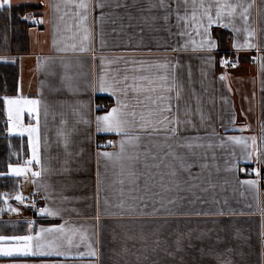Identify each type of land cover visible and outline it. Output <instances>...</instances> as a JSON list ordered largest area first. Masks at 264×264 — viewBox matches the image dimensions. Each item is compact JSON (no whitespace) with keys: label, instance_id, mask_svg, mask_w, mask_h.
Returning <instances> with one entry per match:
<instances>
[{"label":"crops","instance_id":"1","mask_svg":"<svg viewBox=\"0 0 264 264\" xmlns=\"http://www.w3.org/2000/svg\"><path fill=\"white\" fill-rule=\"evenodd\" d=\"M0 63L28 144L0 177L44 202L0 211V264H264V0H9Z\"/></svg>","mask_w":264,"mask_h":264},{"label":"trees","instance_id":"2","mask_svg":"<svg viewBox=\"0 0 264 264\" xmlns=\"http://www.w3.org/2000/svg\"><path fill=\"white\" fill-rule=\"evenodd\" d=\"M29 9L32 6H22ZM17 71L11 65L0 63V173H5L11 164L24 162L28 157V144L25 138L7 137L3 114V96L12 95L16 88ZM13 179L0 177V204L4 196H13ZM9 188V189H8ZM7 189V190H6Z\"/></svg>","mask_w":264,"mask_h":264},{"label":"built area","instance_id":"3","mask_svg":"<svg viewBox=\"0 0 264 264\" xmlns=\"http://www.w3.org/2000/svg\"><path fill=\"white\" fill-rule=\"evenodd\" d=\"M29 25L37 26L38 21L33 20ZM218 60L226 69H231L238 64V59L236 56L220 55ZM244 174L247 177L257 180L260 185H264V168L259 163L257 166L245 167ZM19 197L22 199L18 200L15 196L9 197V207H16L21 211V216L18 218V220L24 222H35L39 220L44 210V202L42 197L34 191H30L25 195H20Z\"/></svg>","mask_w":264,"mask_h":264},{"label":"snow or ice","instance_id":"4","mask_svg":"<svg viewBox=\"0 0 264 264\" xmlns=\"http://www.w3.org/2000/svg\"><path fill=\"white\" fill-rule=\"evenodd\" d=\"M161 3L163 4V0H161ZM5 4H9V0H3V3H0V7H3ZM83 7V5H81ZM201 7H204L203 2L201 3ZM210 8H205V16L207 17L208 20V24L209 26L214 22L213 20V16L209 14ZM221 16V12L218 10L216 13V19L218 20ZM165 20L168 19L167 16L164 17ZM193 19H195V16H193ZM226 26V25H225ZM205 33H207V28L205 29ZM110 87L108 85H106L103 81H101L100 83V90L104 91L107 90V88ZM10 103H14V101H10ZM28 103L31 104H36L38 103L37 101H29ZM119 103V102H118ZM118 112V109L114 108L112 109V112L107 115L104 116L102 118H98V120H102L103 121V130L105 131H115L117 133H119L121 131V121L116 117V113ZM98 130H99V125H98ZM33 131H35V129H33ZM105 156H109V153H104ZM33 175H38V173H33ZM16 199L20 200L22 199L21 197L17 196ZM51 214V213H49ZM54 229H48L47 231H53ZM44 231V230H42ZM0 239H5V238H0ZM12 239L18 240V241H30L33 239V237L31 236H24V237H13ZM10 255L11 253H5ZM25 254H28V250L25 249ZM34 254V253H33ZM94 254V253H93Z\"/></svg>","mask_w":264,"mask_h":264},{"label":"rangeland","instance_id":"5","mask_svg":"<svg viewBox=\"0 0 264 264\" xmlns=\"http://www.w3.org/2000/svg\"><path fill=\"white\" fill-rule=\"evenodd\" d=\"M26 172H27L26 167H23L21 165H15V166L12 167V169L10 171V175L21 178V180L23 182V177H25V173ZM17 186H18V184L16 182H13V187L12 188L17 187ZM22 188H23V190L29 189L27 184H25ZM16 191H18V189H14V192H16ZM17 196H19V195H16L15 197H17ZM1 205H2V207H1ZM6 207L9 208V210H11V214L17 212V208L16 207H9V196H4L3 197V204H0V211H3Z\"/></svg>","mask_w":264,"mask_h":264}]
</instances>
